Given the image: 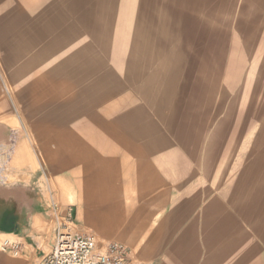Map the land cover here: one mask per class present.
I'll return each mask as SVG.
<instances>
[{"label": "rangeland", "instance_id": "1", "mask_svg": "<svg viewBox=\"0 0 264 264\" xmlns=\"http://www.w3.org/2000/svg\"><path fill=\"white\" fill-rule=\"evenodd\" d=\"M63 4L58 15L64 23L53 25L58 39L49 41L47 55L32 56V65L27 66L31 72H19L21 81L53 83L54 97L47 103L43 96L32 100L31 88L27 94L24 88L16 92L8 75L12 73L0 71V89L18 131L0 151V213L6 207L3 198L9 196L4 186L20 187L39 169L34 176L44 177L42 187L55 225L70 229L71 223L53 210L55 192L50 175L41 168L47 147H54L55 132L49 130L88 122L90 115L97 123L107 114L113 122L125 119L132 125L170 112L167 121H159L168 123L173 133L192 126L193 139L211 145L210 159L224 164L225 175L239 173L242 197L248 199L242 200V213H247L242 218L254 220L258 239L264 241V0H63ZM34 26L36 49L45 26ZM163 82H177V88L169 89L177 95L170 106L156 98L157 85ZM197 111L199 120L193 118ZM136 115H141L138 120ZM42 127L49 128V135H40ZM234 156L239 167L233 164ZM5 240L17 242L13 235L0 233V245ZM105 243L97 241L98 249Z\"/></svg>", "mask_w": 264, "mask_h": 264}, {"label": "crops", "instance_id": "2", "mask_svg": "<svg viewBox=\"0 0 264 264\" xmlns=\"http://www.w3.org/2000/svg\"><path fill=\"white\" fill-rule=\"evenodd\" d=\"M63 6V0H0V71L12 73L8 75L16 92L24 88L27 94L31 88L32 100L43 96L49 102L53 83L21 81L19 72H31L27 66L32 56L47 55L49 41L58 39ZM36 24L45 27L35 49ZM173 84L157 85L158 103L170 106L175 101L176 90H169L177 88ZM170 114L132 125L104 114L98 123L90 115L88 122L71 128L42 127L41 136L49 135L48 130L56 136L41 166L50 175L56 215L70 222L75 234L125 244L130 264H264V241L258 239L256 223L242 218L247 214L242 213V200L248 199L242 197L239 173L225 175L224 164L210 159L211 145L193 139L192 126L173 133L168 123L159 121H167ZM199 114L193 118L199 120ZM15 120L0 89V151L18 133ZM233 164L240 166L235 156ZM38 172L28 174L20 187L4 186L9 196L3 198L0 233L16 237L20 254L0 252V264L36 263L51 249L60 228L42 187L44 177L34 176Z\"/></svg>", "mask_w": 264, "mask_h": 264}, {"label": "built area", "instance_id": "3", "mask_svg": "<svg viewBox=\"0 0 264 264\" xmlns=\"http://www.w3.org/2000/svg\"><path fill=\"white\" fill-rule=\"evenodd\" d=\"M2 252L20 254V245L5 240ZM129 248L119 241H109L98 249L92 234H75L68 227L58 229L50 251L34 264H130Z\"/></svg>", "mask_w": 264, "mask_h": 264}]
</instances>
